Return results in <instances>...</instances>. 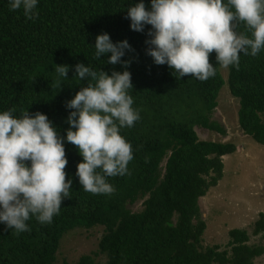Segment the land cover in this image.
Wrapping results in <instances>:
<instances>
[{"label":"trees","instance_id":"16d2710c","mask_svg":"<svg viewBox=\"0 0 264 264\" xmlns=\"http://www.w3.org/2000/svg\"><path fill=\"white\" fill-rule=\"evenodd\" d=\"M140 2L151 9V0H37L38 16L28 20L22 8L10 11L9 0H0V113L15 109L13 116L20 118L24 110L40 112L66 137L67 118L73 111L66 102L89 82L75 77L78 63L109 75L128 71L133 108L140 110L133 127L120 129L132 145L133 160L127 166L130 175L107 178L115 192L83 190L76 176L82 157L65 139L64 171L66 181H72L69 198L50 224L30 218L28 232L17 234L0 222V264H53L66 232L93 227L101 228L96 252L103 255L102 264H253L264 253V245L247 243L244 229H230L222 249L200 245L204 223L197 201L221 177L220 157L234 151L230 143L198 140L194 131L199 127L224 134L210 121L223 85L220 65L211 53L216 74L206 81L178 78L166 64L156 65L146 54L151 26L132 31L126 18L128 7ZM236 30L251 35L242 23ZM102 33L114 44L130 45L132 51L125 50L121 57L130 61L127 68L108 64L110 53L95 58V38ZM55 66L69 68L66 78H59L61 90ZM224 83L237 101L238 128L264 144V49L255 57L240 53L239 69L226 68ZM139 200L141 209L131 212L128 206ZM251 232L264 239L262 213ZM74 264L94 263L84 255Z\"/></svg>","mask_w":264,"mask_h":264},{"label":"clouds","instance_id":"9594fccd","mask_svg":"<svg viewBox=\"0 0 264 264\" xmlns=\"http://www.w3.org/2000/svg\"><path fill=\"white\" fill-rule=\"evenodd\" d=\"M9 5L10 11L22 8L28 20L38 16L37 0H9ZM126 18L132 31L151 26L146 54L156 65L166 64L178 78L206 81L215 76L209 59L213 52L221 67L238 70L240 53L255 57L264 49V0H151L150 10L143 2L128 7ZM241 23L250 37L237 32ZM94 48L96 59L110 53L108 64L124 68L130 64L121 61L125 50L132 51L127 41L114 44L102 33L96 36ZM68 70V66H55L60 90L59 78L65 79ZM75 77L89 82L66 102L73 111L64 138L40 112L24 110L20 118L13 116L15 109L0 113V222L17 234L30 231L26 222L32 217L50 224L62 201L69 198L72 181H66L64 171L65 139L82 157L76 176L84 191L111 195L115 188L107 178L130 175L132 145L120 129L131 128L140 119L129 94L131 74L113 71L109 75L78 63Z\"/></svg>","mask_w":264,"mask_h":264},{"label":"rangeland","instance_id":"374dc122","mask_svg":"<svg viewBox=\"0 0 264 264\" xmlns=\"http://www.w3.org/2000/svg\"><path fill=\"white\" fill-rule=\"evenodd\" d=\"M219 75L223 85L217 92L216 107L210 114V121H215L224 134L199 127H195L194 131L198 140L230 143L234 151L221 158V177L197 201L199 219L204 223L200 245L224 248L230 229H244L249 236L248 244L264 245L260 234L253 235L251 232L258 214L264 215V144L255 143L238 128L237 101L229 95L224 83L226 68L220 66ZM141 202L137 201L128 209L139 211ZM100 235V227L87 230L75 228L66 232L59 241L53 264H74L84 255L90 256L94 264H102L104 257L96 252ZM252 263L264 264V253L254 258Z\"/></svg>","mask_w":264,"mask_h":264},{"label":"crops","instance_id":"0c3cea01","mask_svg":"<svg viewBox=\"0 0 264 264\" xmlns=\"http://www.w3.org/2000/svg\"><path fill=\"white\" fill-rule=\"evenodd\" d=\"M202 140H205V141H206L207 139H202ZM209 141H210V140H209ZM214 142H219V141H214ZM228 155H229V154H228ZM224 156H225V155L221 156L220 159H221L222 157H224Z\"/></svg>","mask_w":264,"mask_h":264}]
</instances>
